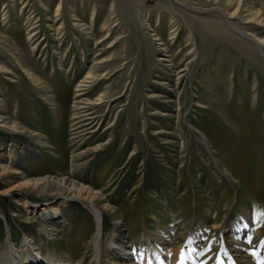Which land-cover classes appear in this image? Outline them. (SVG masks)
<instances>
[{
	"label": "rangeland",
	"instance_id": "obj_1",
	"mask_svg": "<svg viewBox=\"0 0 264 264\" xmlns=\"http://www.w3.org/2000/svg\"><path fill=\"white\" fill-rule=\"evenodd\" d=\"M259 49L264 0H0V116L25 128L0 126V163L11 152L25 176L101 193L104 239L115 222L149 247L198 226L210 262L235 238L215 228L223 217L244 224L247 212L264 231ZM19 175L0 172V188ZM58 198L0 194V251L10 238L25 260L27 240L51 263L91 264L96 225L80 202L61 207L55 236L19 205Z\"/></svg>",
	"mask_w": 264,
	"mask_h": 264
},
{
	"label": "bare ground",
	"instance_id": "obj_2",
	"mask_svg": "<svg viewBox=\"0 0 264 264\" xmlns=\"http://www.w3.org/2000/svg\"><path fill=\"white\" fill-rule=\"evenodd\" d=\"M230 27L234 31L236 30L234 27ZM157 39L154 36L153 40ZM0 124L1 127L15 132H25L24 127L9 123L1 116ZM1 156H4V163H0V172L3 174H20L9 185L0 188L1 195H12L17 190L28 188L36 192H46L50 188L56 190V195L59 198L51 203L39 206L30 203L26 199L19 203L26 214L40 218L45 226L42 231L48 235L55 236L57 234L56 229H58L59 222L62 219L61 207L67 206V201H78L88 209L94 217L96 225L95 233L90 238V246L93 251L90 259L91 264H127V262L132 264H264V231L257 230L256 232L254 228H249L250 214L247 212L243 214L244 224L236 223L225 216L215 225V228L222 231L223 234L226 232L233 233L235 238L228 244V241H222L220 251L211 254L210 262L200 260L204 234L201 230H197L198 226L194 230L186 231L176 239L171 238L165 232L151 236L152 245L149 247L146 242H144V245H132L123 236L119 224L115 222L109 228V232L104 239L102 213L95 206L96 202L102 200L101 193L65 176H25L12 168L11 159L13 154L11 152L2 153ZM102 209L108 211L109 206L103 204ZM250 230H254L253 235L249 234L251 233ZM10 241L11 239L8 238V244L0 251V264H19L23 261L24 264H57L41 257L40 252H36L34 242L30 243L27 240L21 242L22 244L19 247V253L27 252V258L17 260L14 257L16 250L10 244ZM130 251L134 252L130 253Z\"/></svg>",
	"mask_w": 264,
	"mask_h": 264
},
{
	"label": "water",
	"instance_id": "obj_3",
	"mask_svg": "<svg viewBox=\"0 0 264 264\" xmlns=\"http://www.w3.org/2000/svg\"><path fill=\"white\" fill-rule=\"evenodd\" d=\"M236 33H238L239 35H241L242 37L245 38V35H243L242 33L238 32V31H236ZM246 39H249V40H250V38H248V37H246ZM259 52H260V55H261V56L263 57V59H264V53H262L260 49H259Z\"/></svg>",
	"mask_w": 264,
	"mask_h": 264
}]
</instances>
